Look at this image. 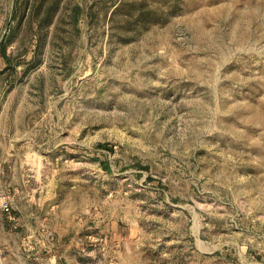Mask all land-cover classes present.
<instances>
[{
  "label": "rangeland",
  "instance_id": "rangeland-1",
  "mask_svg": "<svg viewBox=\"0 0 264 264\" xmlns=\"http://www.w3.org/2000/svg\"><path fill=\"white\" fill-rule=\"evenodd\" d=\"M13 1L0 264H264V0Z\"/></svg>",
  "mask_w": 264,
  "mask_h": 264
},
{
  "label": "trees",
  "instance_id": "trees-1",
  "mask_svg": "<svg viewBox=\"0 0 264 264\" xmlns=\"http://www.w3.org/2000/svg\"><path fill=\"white\" fill-rule=\"evenodd\" d=\"M59 7V0H54L52 3L50 2L45 5L43 3V0H39L37 3L34 0H14L11 6V13L9 14L8 18H10L12 21H15V24H20L23 18H26L28 24L31 25L35 22L34 17H37L39 12H42L40 15V19L36 21V24H38L39 26L37 36L43 38L47 34L46 29H44L45 26H49L53 23L54 18L59 11ZM116 9H123L129 14H134L136 20L142 26H145L146 24H149V22L153 21L155 16V11L147 9L143 2L125 3L124 0H121L118 5H116ZM79 12V5H74L71 15L73 23H76L77 15ZM87 12L89 13V15H92V7H90ZM10 32H12V30L9 31V33ZM9 42L10 39L8 36L3 35L2 37H0V60L3 64L0 69V73H4L8 70L10 72H13L16 66L23 63L21 59H17L14 61L13 57L20 58V54L13 56L11 52L7 50ZM98 146L109 149L108 145L105 143L98 144Z\"/></svg>",
  "mask_w": 264,
  "mask_h": 264
},
{
  "label": "built area",
  "instance_id": "built-area-1",
  "mask_svg": "<svg viewBox=\"0 0 264 264\" xmlns=\"http://www.w3.org/2000/svg\"><path fill=\"white\" fill-rule=\"evenodd\" d=\"M5 210H7V206L5 205L4 207H3Z\"/></svg>",
  "mask_w": 264,
  "mask_h": 264
}]
</instances>
